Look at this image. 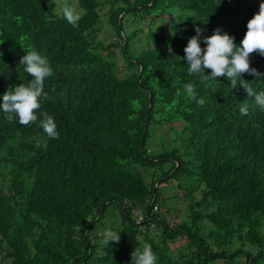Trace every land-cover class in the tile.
Instances as JSON below:
<instances>
[{"label":"trees","instance_id":"1","mask_svg":"<svg viewBox=\"0 0 264 264\" xmlns=\"http://www.w3.org/2000/svg\"><path fill=\"white\" fill-rule=\"evenodd\" d=\"M261 3L0 0V103L31 81L29 51L53 70L36 122L0 110V263L134 264L148 244L155 264H264V110L239 83L188 75L183 59L196 28L239 46ZM249 64L260 75L241 80L264 92V57Z\"/></svg>","mask_w":264,"mask_h":264},{"label":"clouds","instance_id":"2","mask_svg":"<svg viewBox=\"0 0 264 264\" xmlns=\"http://www.w3.org/2000/svg\"><path fill=\"white\" fill-rule=\"evenodd\" d=\"M63 18L74 27L80 19L72 7L67 4L62 6ZM247 31L239 46L234 44V37L223 33L221 29L213 30L210 37L201 35L202 30L196 28V35L191 37L184 48L187 61L188 75L200 74L205 80H215L224 77L230 81V89H236L239 83L249 97L255 99V103L264 110V92L258 94L254 92L251 83L241 80V74L258 76L255 69L250 68L249 57L252 53H258L264 57V3L259 6V11L248 21ZM201 40L206 45L202 51ZM20 64L24 65V71L32 77L27 86L20 84L9 89L2 97L0 110L5 114V119L9 122L18 120L20 125H29L37 121L36 110L41 109L42 101L48 98V93L44 92V80L53 75V70L49 62L36 51H29L21 57ZM205 70H210V75H204ZM184 92L193 100L196 99V90L193 84L184 86ZM203 105L204 101H197ZM241 115L248 114L245 103L240 108ZM39 120L41 127L50 139H58L59 132L57 124L52 116L47 112H41ZM109 241L119 243V233L106 230L104 233V243ZM156 257L150 245L145 244L143 248H135L131 253V262L134 264H155Z\"/></svg>","mask_w":264,"mask_h":264},{"label":"rangeland","instance_id":"3","mask_svg":"<svg viewBox=\"0 0 264 264\" xmlns=\"http://www.w3.org/2000/svg\"><path fill=\"white\" fill-rule=\"evenodd\" d=\"M156 142H157V140H156ZM155 144H156V143H155ZM177 210L179 211V214H180L181 217H185V216L187 215V211H186L185 208L182 207L180 204H179V206L177 207ZM0 262H1V260H0ZM0 264H2V263H0Z\"/></svg>","mask_w":264,"mask_h":264}]
</instances>
